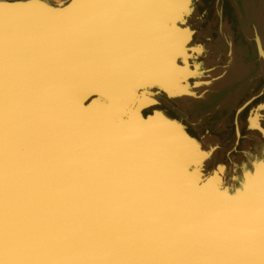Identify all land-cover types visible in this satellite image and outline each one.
I'll return each mask as SVG.
<instances>
[{
	"label": "bare ground",
	"instance_id": "1",
	"mask_svg": "<svg viewBox=\"0 0 264 264\" xmlns=\"http://www.w3.org/2000/svg\"><path fill=\"white\" fill-rule=\"evenodd\" d=\"M82 2L74 0L70 6ZM244 5L245 10L237 8V12L251 21L254 19L253 1ZM15 7H38L49 11V17L73 18L67 8L50 9L38 0L17 5L0 3V12ZM25 25H20L19 31L22 32ZM148 38L159 39L162 46H154ZM133 40L141 44L149 58H158V64L151 70L153 76L140 89L141 93L159 99L160 91L153 87L155 83L164 87L170 97L195 89H190L188 84L190 75L197 77L200 73L201 62L195 60L198 53L171 50L166 46L169 38L164 33L135 26L100 49L108 54L115 50H132ZM10 41L0 38V54ZM97 48L90 46L87 50L102 56ZM75 55L68 47L60 59ZM260 56L264 64V55ZM13 58L19 63L22 84L19 95L12 93L18 99L28 90L25 69L28 61L20 53ZM29 108H25L27 114H24L25 109L17 102L0 99V264H264V157L258 159V153L244 150L246 160L239 164L232 162L230 168L223 163L213 165L216 174L207 175L209 180L199 186L202 205L208 207L203 209L174 204V194L162 195L167 184L151 171H146L142 179L138 178L140 166L156 154L154 151L143 153L140 140H136L132 154L124 153L122 141L113 149H108L106 144L99 145L87 157L83 155L81 167L75 173L70 170L69 178L58 176L57 168L37 175L32 169L26 170L23 176V155L28 151V146H24L34 119ZM251 126L258 127L257 119H251ZM45 128L39 126L34 138L42 150L48 152ZM151 133L153 147L161 133L157 128ZM163 137L171 141L170 136ZM191 143L195 155L204 154L199 159L190 158L194 171L202 172L197 165L207 159L213 149L205 148L197 138ZM258 148L261 150L262 146ZM174 149L183 153L178 145ZM118 154L123 161L118 159ZM67 157L66 154L65 160ZM202 174L206 175L204 171ZM227 176L229 181L243 176L245 187L239 191L225 188L223 182ZM239 180L241 185L242 180ZM218 189L221 201L213 204L209 199ZM169 197L170 202L164 200Z\"/></svg>",
	"mask_w": 264,
	"mask_h": 264
},
{
	"label": "water",
	"instance_id": "2",
	"mask_svg": "<svg viewBox=\"0 0 264 264\" xmlns=\"http://www.w3.org/2000/svg\"><path fill=\"white\" fill-rule=\"evenodd\" d=\"M90 6V4H87L86 8L88 9L82 12H71L73 18L49 17V11H44L45 14L41 17H32L21 12H17L13 16L8 14L1 16L7 18L8 32L12 30V20L14 21L16 16H19L24 23L35 19L36 22L31 24L29 33H32L35 41L41 43L34 42L26 45L20 40L15 43L11 41V43L5 44L3 49L5 56L11 57V50L17 52L26 50L29 59H27L25 69L31 71V77L34 73V63L31 60H37L39 71H48L42 75V80L51 75L53 71L55 72L54 68H57L66 74L68 81L60 82L59 78L57 81L52 82V91L63 89L61 93H57L56 101H54L52 92L40 97L38 86L44 83H34L29 78L31 83H29L27 89L33 95L38 96V102H42L46 106L52 104V106L46 107L47 109H34L41 119L43 117L40 116V113L47 111L49 119L41 121L40 129L46 127V136L56 152L55 156L52 157L44 150L43 154L46 157L44 168H57L58 176L62 174V176L67 177L69 174L67 169L74 170L75 173L82 165L83 155L87 157L89 152L94 151V148L96 149L99 145L106 144L108 149H113L118 142L122 141L124 153L132 154L136 140H140L143 153L154 151V154H156L149 158L146 164L143 162L140 171L137 173L138 178L142 179L146 171H151L159 181L167 184L162 191V195L174 194L176 198L174 204L180 206L183 204L190 207L195 205L196 209L208 208L202 205L199 186L209 179L202 172L194 171V166L190 162L191 156H195V147L191 141L180 135L175 125V119L164 103L153 96H146L145 99L138 97L141 92L138 87L144 82L154 63L145 61L142 64H137L136 68L132 63L128 65V68H122L121 59H79L78 55L73 58L68 57V59L59 63L60 60L49 59L51 55L49 48L44 51V42L49 45L55 41L63 44L71 39L75 54L91 46L82 44L79 39L73 36L70 39L68 35L64 34L72 24L81 23L84 19L90 20L95 12L89 9ZM57 26H60L61 30L51 31L53 27ZM83 26L88 27L87 32L93 33L96 31L94 21H90L79 24L76 33H80L79 28ZM255 39L258 54L261 57L260 55H264V44L257 29H255ZM104 45L106 44L97 48L102 55L100 57L103 58L108 55L107 52L100 49ZM39 50H42V57L39 54L37 55L39 56L38 59H32L29 56V52ZM131 53L134 54V57H137L140 51L132 48ZM91 55L99 56L93 53ZM4 60L7 61L8 59ZM132 61H135V59ZM137 68L140 69V73L136 72ZM107 69L115 70L113 76H111V73H106ZM133 69L135 71H132ZM65 89L67 90L64 91ZM62 95L63 99L61 100ZM69 100L74 103L73 107L67 106ZM77 100L78 113L81 114L84 111L83 119L77 117ZM87 102L90 105L93 104L88 112L82 106L79 108L80 105ZM154 124L156 126H153ZM156 128L160 131L161 136L160 140L155 142L152 147L150 145V137L153 135L151 132ZM165 134L170 136V142H167L163 137ZM175 145L180 146L183 153L176 151L174 149ZM67 152L71 157V161L65 165ZM112 154L115 155V153ZM118 159L123 161L119 154ZM110 164L114 166L112 163ZM62 166L61 170L60 167ZM216 192V195L209 199L213 204L221 201V197L217 195L219 189ZM169 199L170 197L164 200L170 202ZM172 241L175 242L174 239Z\"/></svg>",
	"mask_w": 264,
	"mask_h": 264
},
{
	"label": "crops",
	"instance_id": "3",
	"mask_svg": "<svg viewBox=\"0 0 264 264\" xmlns=\"http://www.w3.org/2000/svg\"><path fill=\"white\" fill-rule=\"evenodd\" d=\"M11 1V2H10ZM31 0H0V3H12V4H20V3H27ZM43 5L47 6L50 9H65L67 8L69 12H82L84 10H87V4H90L89 7L90 10L95 11L92 16L90 17V20L84 19L81 23H88L90 21H94L96 31L93 33L87 32L88 27L83 26L79 28L80 33H76L77 27L81 23H74L70 28L64 33L65 35H68L71 39L72 36L79 39V41L82 44L85 45H91V46H97L100 47V45L107 44L109 41L113 39H117L119 37H122L126 34L127 30H133L135 26H138L140 28H149L153 29L157 33H164L169 38V43L166 45L171 50L176 49H184L185 52H187L186 44H189L192 40V45L190 46L191 49L200 47V53L199 55H195L197 61L201 62V69L200 73L197 77L189 76L190 82L189 87L190 89L195 88L194 90H191V92L185 93L184 95H173L172 97L169 96V92L164 89V87H159L157 83L153 85V87L156 89V91H162L165 95H167L172 100H178L181 98L190 99V109L191 112L187 115L186 118H181L178 115H175L176 119L180 122L179 125L182 127L184 126L187 128V130L190 132L188 134H192L195 136L203 145L206 142L204 139V135L199 136L198 134H194L192 132L191 127L192 126H204L208 125V122H219L221 124H227L228 121H233L235 127H236V139L239 143L243 140H247V142L252 145V143H259L260 146H262V149L260 150V146H256L254 149L249 148L251 151H255L257 154V158L264 157V87L261 89H257L254 92H251V90L242 88V84H248L252 80L253 76L256 75L257 70V61L256 59H228L226 62L223 61V59H203V56L207 52V47L205 43L203 42H197L195 40V34L197 30L194 28L192 23V16L195 12V0L192 2V6L189 9V11L185 15V21L183 23L184 27L188 28L187 30H183V27L178 28L177 30L173 31L170 28V20L168 19L169 15L160 14L161 17L158 14V12H154L153 10L146 11L148 8H150L151 4H147L144 0H83L82 3H80L77 6H70L71 3L74 0H59L55 2L54 0H38ZM68 1V2H67ZM192 1V0H191ZM64 2V4H62ZM11 10V9H10ZM45 10L38 7H26L25 9H22L20 7H15L12 9V13L14 15L17 12H21L24 15H30V16H36L41 17L45 14ZM6 13V12H5ZM3 14L0 12V15ZM14 21L12 20V30L7 31L8 23L3 22L6 21L7 18L4 17V19H0L2 21L0 23V38L1 39H10L12 43H15L17 41H21L22 43H25L26 45L28 43H34L37 42L38 44L40 41H35V37L32 35V33H29L31 24H34L36 20L33 21H25L26 25L23 29V31H19V26L23 25L24 22H22L19 18V16L15 17ZM166 18V20H165ZM168 19V21H167ZM135 25V26H134ZM125 26V28H122ZM172 27V25H171ZM81 28H83L81 30ZM56 29L61 30L60 26L53 27L51 31H55ZM49 30V29H45ZM19 35L22 36V38L19 37ZM179 35L181 36H188L187 38H184L183 41L176 39V37ZM17 36V38H15ZM180 38V37H179ZM149 42L153 44L156 47H161L162 43L159 41V39L154 38H148ZM77 42V41H76ZM8 44V43H6ZM44 51L46 48H49L51 50V55L49 59H57L60 60L59 63L63 62L60 59L61 55L64 54L66 49L69 47L70 49L74 50L72 45V39L69 40L66 43H58L57 41L51 43V45L44 42ZM133 48H136V50L140 51L139 55L137 57H134V54L132 55L131 50L127 49L125 51L122 50H115L112 51L110 54L107 55V57L103 58L99 56H93L87 48L79 51L76 53V55L79 56V59H121L120 64L122 68H128V65H131L132 63L135 65V68L137 64H142L145 61H150L154 63L152 66H156L157 59H154L152 56L149 58L146 55V52L142 49L141 44H139L138 41H132ZM90 47V46H89ZM26 51V50H25ZM25 51H10L11 57L5 56V53L3 52L0 56V81L4 82L7 87L12 88V93H15L17 90V95L20 90V86L18 84H21V77L19 74V63L13 58L14 54H23L26 59H29L28 53ZM75 51V50H74ZM48 52V51H47ZM50 53V52H48ZM42 54V50H39L37 52H29V56L32 59H38L39 56L37 55ZM132 55V57H131ZM42 57V56H41ZM71 58V57H70ZM135 61H132L133 59ZM4 59H8L5 61ZM68 59V58H67ZM78 59V58H77ZM123 59V60H122ZM139 60V62H138ZM215 60V61H214ZM31 62L34 63L33 66V76H30L31 71H26V84L29 87L31 78L34 83L37 82H43L44 84H39V96L44 97L51 92L53 93L52 98L54 101H56L57 93H61L60 89H55L52 91V82L57 81L60 78V82H68L66 79V74L62 71H53L51 75L46 77L44 80L41 79L42 75L48 71H39V64L37 60H31ZM204 63V64H203ZM12 66V77L7 76L5 74L6 69L10 68L9 66ZM205 65V66H204ZM219 65V66H218ZM215 66V67H214ZM223 68V71L216 74V76L212 77L209 75V79L206 81V74H209L210 70H218L219 67ZM193 67V64H192ZM134 68V69H135ZM132 71H135V70ZM193 69V68H192ZM202 71V72H201ZM115 70L107 69L106 73H111V76H113ZM137 73H140V69H136ZM151 71L146 76V79L144 82L141 83L140 87L138 89H141L144 85L149 83L151 77H152ZM202 77V78H201ZM222 79L223 81L220 83V87L217 89H210L206 94L196 92V89L200 87L201 85H204L205 83H211ZM238 78V79H237ZM113 79V78H112ZM221 81V80H220ZM218 81V82H220ZM199 82L198 84H196ZM202 82V83H201ZM216 84V83H215ZM239 85V86H238ZM197 88H196V87ZM236 91L233 92L232 88L235 87ZM241 87V88H240ZM67 90V89H65ZM46 91V92H45ZM232 91V92H231ZM173 92L172 94H175L176 92ZM231 92V93H230ZM15 95V94H14ZM32 95L34 98L36 97V101H39L38 96L33 95L30 90H27L23 97ZM258 95V96H257ZM147 95L145 93L138 94V97L145 99ZM176 97V98H175ZM227 99L230 100L232 103L228 106L225 102ZM220 101V102H219ZM245 102V103H244ZM42 104V102H40ZM217 103V104H216ZM224 103V104H223ZM258 103V104H257ZM216 104V105H215ZM223 106L221 107V105ZM29 105V104H27ZM93 105V104H92ZM89 102L83 103L80 105L79 108L85 109V111H89V109L92 107ZM242 105V106H241ZM42 106H46V104H42ZM52 104H47L46 107H50ZM68 107H73L74 103L72 101H67ZM76 107V103H75ZM47 109V108H45ZM32 110V109H31ZM200 110V111H199ZM76 111L78 113V100H77V107ZM237 111V112H236ZM199 112L201 115L198 116L200 118H196L195 113L197 114ZM235 112V113H234ZM84 111L80 114H77L78 118H84L83 116ZM47 114V119H48ZM196 118V119H195ZM257 119L258 127L251 126V119ZM262 118V119H261ZM196 120V121H195ZM195 123V124H194ZM260 125V126H259ZM258 128V129H257ZM260 128V129H259ZM180 135L187 139L188 141H192L194 139L191 135H187L186 133H183V128L177 127ZM248 131V133H247ZM238 132V134H237ZM261 136V137H260ZM263 136V137H262ZM46 142L50 144L47 136ZM263 144V145H262ZM206 148V147H205ZM208 149V148H207ZM203 154V153H202ZM196 154L194 157L202 158L204 154ZM191 158H193L191 156ZM247 190V189H246Z\"/></svg>",
	"mask_w": 264,
	"mask_h": 264
},
{
	"label": "rangeland",
	"instance_id": "4",
	"mask_svg": "<svg viewBox=\"0 0 264 264\" xmlns=\"http://www.w3.org/2000/svg\"><path fill=\"white\" fill-rule=\"evenodd\" d=\"M54 1L57 2L59 0H54ZM144 1L147 2V4H151L150 8H148L146 11L153 10L155 13L158 12L159 15L160 14L169 15L168 19L171 22L170 28L173 31L177 30L180 27H183L184 28L183 30L188 29V28L184 27L183 23L185 21L186 13L189 11V9L192 6L193 0L192 1L191 0H144ZM252 1H253V6H254L255 5L254 0H252ZM244 3L249 4V0H242V3H240V0H218L217 2H215V0H195V3H194L195 12L192 16V23H193L194 28L197 30V32L195 34V40L197 42L205 43V45L207 47V52L203 56V59H223V61H225V62L228 59H256L257 64H258L257 70H256V75L253 76L250 83L242 84V88H244V90L249 88V90H251V92H254L257 89H261L264 87V64L259 57V54L257 51L258 49H257L256 39H255V29H257L259 34L262 35V36L261 35L260 36H261L262 42L264 44V41H263V39H264L263 38L264 26L262 27V29H263V34H262L258 20L256 18L255 12H254V16H253L254 19H252L251 21H249L247 16L244 17V16H240L238 14L237 8H239L241 10H242L243 6L245 8ZM219 11L222 13L223 18H220ZM5 14L11 15V16L14 15V13H12V9H11L10 11H8L6 13L1 14L0 19H4V17H1V16L5 15ZM161 16L162 15H160L158 17H161ZM259 18H261L260 20H262V23L264 24V15L259 16ZM168 19H167V21H168ZM165 20H166V18H165ZM1 22L2 21H0V23ZM3 22H6V21L4 20ZM171 25H172V27H171ZM189 36L190 35H188V36L179 35L180 38L177 36L176 39L183 41L184 38L188 39ZM189 42H191V43L185 45L186 46L185 49L187 50L186 53H192L193 51H196L198 53L197 55H199L201 48L196 47V48L191 49L190 46L192 45V40ZM9 43H11V41L8 42V44ZM1 55L2 54H0V56ZM152 57L154 59H158L156 56H152ZM0 62H1V60H0ZM222 71H223L222 66L219 67L218 70H210L209 74H206V76H205L206 81L210 80L208 78L209 75L214 77V76H216V74H218ZM5 74L7 76L12 77V66L10 68L6 69ZM218 81H220V82H218ZM222 81L223 80L220 78L216 82L214 81L213 84L205 83L204 85H201L200 87H198L196 89V92H198V94H200V93L206 94L210 89L219 88L220 83ZM0 84L2 85V86H0V99L11 100L12 102H17V104L20 107H22V110H23V108L24 109L29 108V107L32 108V115H33L34 119H33V123H32V128L29 132L30 136L28 138V141L25 142V146H24V148H26L28 146L27 147L28 151H25L26 152L25 156L23 155V157L25 159L22 161V164H24L25 168L22 171L23 172L22 175L24 176V174L27 173L26 170H31V169L34 172L33 174L36 173V175H37L38 172H43L47 169L44 168V164L46 163V157L43 154L44 151L39 146V144H37V142L34 138V135H35V131L41 125V121L43 119L45 120L47 118V111L45 110V111L40 113V116L43 117V119H41V118H39V115L35 112L34 109H45L46 106H42V104L40 102L36 101V97L34 98L32 95H30V96L28 95L26 97H20V98L16 99V97L14 95L12 96V88L11 87H7L6 84H4V82H2V81H0ZM238 86L235 88H232V91L235 92L236 88H239ZM15 93H17V90L15 91ZM15 95H17V94H15ZM159 100L167 106L168 110L170 111L171 116L175 119L176 127L183 128V130H184L183 133H186L187 135H191L192 137L196 138L192 134H188L190 132L187 130V128L179 125L180 122L175 117V115H178L182 118L187 117V115L191 112V109H190L191 107L189 105L190 99L181 98V99L174 101V100L168 98L167 96H165L164 93L159 92ZM230 100H232V99H227V101L225 103L228 106H231L230 107V109H231L234 104L229 105L232 103ZM27 104H29V105H27ZM223 104L221 105V107L223 106ZM180 110H182V111H180ZM22 112L24 114H27L26 109H25V111H22ZM200 115L201 114L199 112H197V114L195 113L196 118H200V117H198ZM191 130L196 135L197 134L199 136L204 135L205 136L204 139L206 141L204 143V147L208 148V150H209V148L213 149L210 152L208 158L204 159L202 162H200L197 165V169L199 171L201 170L202 172L204 171V173H206V175H210V174L215 175L216 174L215 173L216 171L214 169L215 166L213 167L214 164L223 163V165L226 164L228 166V168H230L232 166V162L239 164L241 161L246 160L244 153H242V152H244V150L252 148L253 146H254L253 149L256 146L257 147L260 146L259 143H252V145H250L247 142V140H245V141L243 140L240 143L237 140H235L236 139V127H235L233 121H228L227 124H221L219 122L211 121V122H208V125L200 126V124H199L198 126H196V125L192 126ZM30 139H31V143H29ZM46 146L48 148V152L50 153L49 155L50 156H51V154L55 155L56 152L54 151L53 145L51 143L50 144L47 143ZM252 152L255 153L254 150ZM67 155H68V157H70L68 152H67ZM52 157H54V156H52ZM68 157L65 160V165L69 164V162H70ZM27 165H29V166H27ZM62 168H61V170H62ZM67 172L70 173V170L67 169ZM219 176L221 179L223 178L222 175H219ZM60 177L61 178H69L70 174L67 177L62 176V174H61ZM227 178H228L227 180H226V178L224 179L225 182H227V183L223 182V186H225V188L231 189L232 191H234V189H238V191H239L241 189V187L243 188V187H245L244 185H246V179L243 176L233 177L234 180H232V181L231 180L229 181V178H230L229 176H227ZM239 179L242 180L241 185L239 184V181H240ZM73 188L76 189L75 186ZM227 212H229V210ZM121 258H123V254H121Z\"/></svg>",
	"mask_w": 264,
	"mask_h": 264
},
{
	"label": "flooded vegetation",
	"instance_id": "5",
	"mask_svg": "<svg viewBox=\"0 0 264 264\" xmlns=\"http://www.w3.org/2000/svg\"><path fill=\"white\" fill-rule=\"evenodd\" d=\"M240 3H242V0H240ZM254 4H255L254 5V12L256 14V18L258 20V23H259V26H260V30H261V32L263 34L262 27L264 26V24L262 23V20H260L261 18H259V16L264 15V0H254ZM242 10L243 11L245 10L244 6L242 7ZM263 38H264V36H263ZM263 41H264V39H263Z\"/></svg>",
	"mask_w": 264,
	"mask_h": 264
}]
</instances>
